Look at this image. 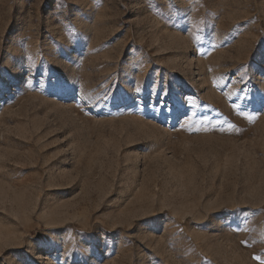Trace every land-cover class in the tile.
I'll return each mask as SVG.
<instances>
[{
    "label": "rangeland",
    "instance_id": "1",
    "mask_svg": "<svg viewBox=\"0 0 264 264\" xmlns=\"http://www.w3.org/2000/svg\"><path fill=\"white\" fill-rule=\"evenodd\" d=\"M0 264H264V0H0Z\"/></svg>",
    "mask_w": 264,
    "mask_h": 264
}]
</instances>
